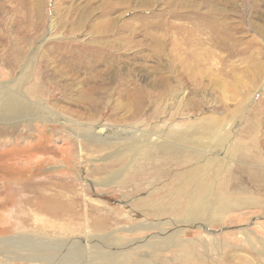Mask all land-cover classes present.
I'll return each instance as SVG.
<instances>
[{"label":"rangeland","instance_id":"rangeland-1","mask_svg":"<svg viewBox=\"0 0 264 264\" xmlns=\"http://www.w3.org/2000/svg\"><path fill=\"white\" fill-rule=\"evenodd\" d=\"M0 264H264V0H0Z\"/></svg>","mask_w":264,"mask_h":264},{"label":"crops","instance_id":"crops-1","mask_svg":"<svg viewBox=\"0 0 264 264\" xmlns=\"http://www.w3.org/2000/svg\"><path fill=\"white\" fill-rule=\"evenodd\" d=\"M32 202H34V201L32 199H30V200L26 201V204L32 206V204H33Z\"/></svg>","mask_w":264,"mask_h":264},{"label":"bare ground","instance_id":"bare-ground-1","mask_svg":"<svg viewBox=\"0 0 264 264\" xmlns=\"http://www.w3.org/2000/svg\"><path fill=\"white\" fill-rule=\"evenodd\" d=\"M239 258H240V257H238V258H234V261H235V260H236V261H238V260H239ZM240 261L242 262V260H240Z\"/></svg>","mask_w":264,"mask_h":264}]
</instances>
